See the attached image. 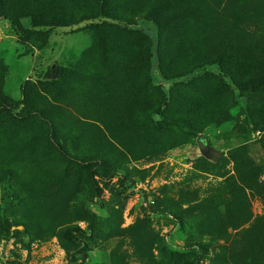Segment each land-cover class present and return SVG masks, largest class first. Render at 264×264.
Listing matches in <instances>:
<instances>
[{"label": "rangeland", "instance_id": "374dc122", "mask_svg": "<svg viewBox=\"0 0 264 264\" xmlns=\"http://www.w3.org/2000/svg\"><path fill=\"white\" fill-rule=\"evenodd\" d=\"M256 229L264 0H0V264H239Z\"/></svg>", "mask_w": 264, "mask_h": 264}, {"label": "trees", "instance_id": "16d2710c", "mask_svg": "<svg viewBox=\"0 0 264 264\" xmlns=\"http://www.w3.org/2000/svg\"><path fill=\"white\" fill-rule=\"evenodd\" d=\"M200 26H203V23L199 25L196 24L195 26L193 25L192 28L194 29L195 32H199L201 31L199 28ZM227 39H228L227 40L228 42H225L227 43V45L235 46L237 43L240 44L239 39H234V38H227ZM223 40L224 38L220 36L218 39L219 42L218 41L217 42L222 43ZM221 47L223 48L222 45ZM225 53H226L225 50L221 51V55L224 58H225ZM109 90H114V88H110ZM121 91H122L121 93H118L121 95V97L119 96V103L125 101L127 105V109H128L126 113L124 114L125 117L129 118L130 116H132L135 118V115H138L137 113L139 110L138 108L141 107L142 105H138L137 103H135L130 106L129 102H127V101H130V98H131V96H129V89L125 88V90H121ZM104 96H105L104 93H102L101 91H98L94 97V101L99 102L104 98ZM109 100L112 101V99H109ZM112 102L107 101V103H110V104H113ZM99 104H102V102H100ZM141 109L143 110V108H140V111ZM199 143H200L201 150L204 153H209L208 140L206 138H200ZM256 231L258 232H254L255 234L254 233L250 234V237H248L244 242L239 244V247H238L239 250H237L239 254L236 256L237 263L239 264H264V241H261L264 239V234L260 233L259 229H256Z\"/></svg>", "mask_w": 264, "mask_h": 264}]
</instances>
